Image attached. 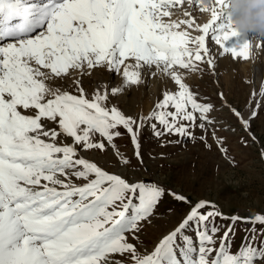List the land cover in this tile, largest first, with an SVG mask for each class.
Returning <instances> with one entry per match:
<instances>
[{"label": "snow or ice", "instance_id": "6c2138e0", "mask_svg": "<svg viewBox=\"0 0 264 264\" xmlns=\"http://www.w3.org/2000/svg\"><path fill=\"white\" fill-rule=\"evenodd\" d=\"M180 2L0 0V264H264V214L229 216L210 200L193 204L158 181L138 178L147 172L141 144L145 128L160 147L180 143L172 136H191L208 148L211 128L227 156L215 127L225 121L213 115L220 112L260 143L252 122L264 101V85L255 107L250 100L242 112L223 91L218 107L185 82L186 73L203 71L202 64L215 70L209 37L221 57L249 59V43L225 46L238 36L230 24L214 27L228 0H214L213 7L188 0L200 13H210L203 26L192 19H165ZM98 68L114 72L121 83L85 87L73 76H90ZM145 74L170 79L176 89L165 91L148 116L136 119L111 98L143 83ZM121 127L138 166L115 142L124 135ZM197 128L204 134L194 136ZM109 149L116 159L108 166L128 168L127 177L82 154ZM260 155L264 158V147ZM156 158L149 153V159ZM169 198L190 210L149 252L148 229L158 230L176 214L172 207L160 212ZM239 223L252 227L243 229L233 251Z\"/></svg>", "mask_w": 264, "mask_h": 264}, {"label": "rangeland", "instance_id": "374dc122", "mask_svg": "<svg viewBox=\"0 0 264 264\" xmlns=\"http://www.w3.org/2000/svg\"><path fill=\"white\" fill-rule=\"evenodd\" d=\"M230 21V17L226 18L225 15H221L214 27L229 25ZM237 40L240 43H248L250 36L238 33V36L227 41L225 46L230 47ZM210 49L213 52L211 46ZM221 51L220 49L217 53L213 52V54L216 53L214 55L217 58L214 71L210 70L206 64H202L200 67L203 71L186 73L185 82L192 91L208 97L209 101L218 107L221 104L218 93L223 91L232 107L245 112L250 100L252 106L255 107L256 100L259 99V90L264 85V65L255 64L252 66L248 62L254 59L252 51L246 61L242 58H232L230 54L221 57L219 55ZM261 60L264 62V58ZM85 71L88 70L85 69ZM96 74L108 77L107 83L110 86L119 80L117 74L109 72L106 68L91 70L90 76L82 78L78 72L77 74L73 73V76L82 79L83 86H86L84 80L88 79L87 82H91ZM142 77L143 83L137 87L133 85L128 91L124 90L116 97L111 98L112 104L125 115H131L136 119H139L141 115L148 116L157 102L163 99L165 91L176 89L174 82L170 79L163 77L160 80L150 74H145ZM135 88L137 92H135ZM253 93L256 94L255 97ZM213 115L216 119L225 121L224 124L215 127L220 129L217 131V136L223 139L222 147L227 149V156L220 151V146L212 139L211 128H209L207 136L211 148L206 147L204 142L199 139L194 143L191 136H172L170 139H179L180 143L160 147V141L151 135L149 129L145 128L142 130L141 144L147 172L142 171L138 178L146 182L158 181L164 186L186 195L193 204L199 199L210 200L219 205L221 210L229 216L239 215L247 218L251 217L253 213L264 214V158L260 155V149L264 147V101H262L258 117L252 122V132L260 141L259 144L254 143L248 137L234 117L223 116L220 112L213 113ZM225 127L227 130H224ZM233 128L235 131H232ZM120 131L124 135L116 138L115 142L132 160V165L138 166L133 155L134 150L130 136L122 127ZM203 134L199 128L193 130V135L196 137ZM164 139L167 140L169 137ZM243 141H247V144ZM68 142H71L70 138ZM149 153L157 158L149 159ZM82 154L109 172H115L125 177L129 175L128 168L108 166L110 161L114 162L116 159L111 149L103 154L98 150ZM169 207L174 208L176 214L171 215L166 221L160 222L162 226L158 230L148 229L145 243L149 252L159 237L177 226L190 210L187 205L169 198L161 206L160 212L165 213ZM236 227L237 234L233 241V251L238 250L243 240L245 235L243 229L251 228L252 225L239 223ZM256 227L259 230L261 226L257 225ZM116 258L120 257L117 255Z\"/></svg>", "mask_w": 264, "mask_h": 264}, {"label": "bare ground", "instance_id": "6f19581e", "mask_svg": "<svg viewBox=\"0 0 264 264\" xmlns=\"http://www.w3.org/2000/svg\"><path fill=\"white\" fill-rule=\"evenodd\" d=\"M193 3H196V0H193ZM171 11L173 12V15L170 18H165V19H170V20L176 21V22L186 20V19H192L195 22L199 23L201 26H203L204 23H206L210 20V13H200L198 4L196 5V7H193L192 5L189 4L188 0H181V2L179 4H176L175 7H173ZM184 12H188L190 15L188 17H185L183 15ZM223 15H225L226 18L230 17L232 19V13H231L230 9H227L223 13ZM184 27H186V26L182 25V28H184ZM192 34L196 35L197 33L193 32ZM247 34L250 36V42H252V44H251L252 50L251 51H252V55H253L252 58H254L253 60L248 61V62L250 64H252V66H254L255 64L264 65L263 60H261L262 58H264V36H260L257 33H247ZM207 42H208V45L211 46L213 52L217 53L220 51L219 46L215 45V43L211 41L210 37L208 38ZM257 45H260V47L258 48ZM216 53H214V54H216ZM215 57H216V55H215ZM216 60H217V58H216ZM218 62H220V61H218ZM107 78L105 76L101 77L100 75L96 74V76H94V79H91V82H87L88 79L84 80L85 85H86L85 87L93 86L97 82L107 83V81H108ZM157 78L158 79L160 78V80H161L163 77L157 76ZM120 83H121V77H119L118 82L112 86H117ZM134 87H137V85H134ZM129 88H127L125 90L128 91ZM135 92H137L136 88H135Z\"/></svg>", "mask_w": 264, "mask_h": 264}, {"label": "clouds", "instance_id": "9594fccd", "mask_svg": "<svg viewBox=\"0 0 264 264\" xmlns=\"http://www.w3.org/2000/svg\"><path fill=\"white\" fill-rule=\"evenodd\" d=\"M206 7H213L214 0H202ZM232 19L230 29L237 33H257L264 36V0H228ZM250 47L252 42H248Z\"/></svg>", "mask_w": 264, "mask_h": 264}]
</instances>
